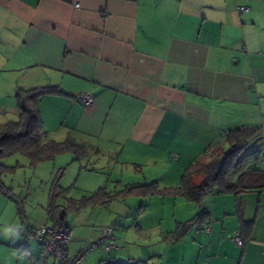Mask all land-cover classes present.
Returning <instances> with one entry per match:
<instances>
[{
	"label": "crops",
	"instance_id": "0c3cea01",
	"mask_svg": "<svg viewBox=\"0 0 264 264\" xmlns=\"http://www.w3.org/2000/svg\"><path fill=\"white\" fill-rule=\"evenodd\" d=\"M48 85L63 93L39 101L47 139L90 149L96 162L107 163L97 162L101 168L115 160L145 180L150 173L159 187L175 186L227 131L264 128V0H0V125L18 116L17 89ZM84 92L93 97L91 107L77 98ZM53 132L59 137L51 138ZM148 196L111 197L103 205ZM158 196L157 203L173 206L174 224L165 235L198 212L182 197ZM200 209L207 214L200 226L209 222L210 233H196L195 225L200 244L183 242L185 252L206 246L209 264H230V258L264 264V191L208 195ZM46 215L48 222L23 224L53 223L47 207ZM113 216L91 225L85 217L73 229L63 219L71 230L69 255L97 238L95 224ZM242 220L253 222L252 231L237 246L231 236ZM1 222L0 264H37L38 243L20 239L15 218ZM183 238L164 242V264L169 243ZM130 250L120 245L115 255L141 260ZM104 259L97 250L78 264Z\"/></svg>",
	"mask_w": 264,
	"mask_h": 264
},
{
	"label": "rangeland",
	"instance_id": "374dc122",
	"mask_svg": "<svg viewBox=\"0 0 264 264\" xmlns=\"http://www.w3.org/2000/svg\"><path fill=\"white\" fill-rule=\"evenodd\" d=\"M262 129L264 128L261 127V133L258 139L249 142L240 152L239 166L236 167L230 176L232 181L245 170L264 169V130ZM50 137L57 138L59 136H57L56 132H53L50 134ZM93 156L94 153L90 149L77 146L76 151L69 150L57 154L52 160L42 161L35 167L29 166L27 158L19 154H14L3 159V162L8 165H13L17 161L22 165L14 174L3 177L4 183L11 186L12 192L18 196L21 212L18 213L17 206L12 200L0 194V226L1 221L9 220L10 218H15L21 226H25L23 223H28L29 225L35 224L41 219L48 222L50 219L46 215V205L54 181H58L61 187L68 189L66 197L78 199L83 195L92 194L99 188H104L108 195H112L123 189L125 184L141 185L149 183L151 181L150 179H152L149 172L145 180L141 172H138V170L134 171L132 167L118 164L115 160L110 161V166L101 168L97 165V162L101 161L103 163L102 165H107V163L103 159L97 160L96 162L92 158ZM117 181H120L124 185L117 186ZM129 198L125 201L109 200L108 204H110L106 206L102 204L103 206L100 205V207L94 208L89 207L80 210L67 209L63 218L64 222L68 223L73 229V221L83 222L85 217H87L90 221L88 224L91 225V219L97 217L96 220L99 222L105 218V215L109 217L113 213L114 216H117V219L114 220L113 216V218L108 219V223L113 226L114 234L119 239L118 246L130 247V255L139 257L137 259L149 261V263L154 262V264H164L161 251L167 246L164 245L166 241L164 236L165 232L172 229L174 224L172 204L168 205L167 203L165 207L162 203H157V200L161 198L158 195H149L145 198ZM61 201V198L58 199V202ZM189 206L196 208L194 203H189ZM46 224L52 223L49 222ZM95 225H98L96 227H98L99 233L103 225L100 227V224ZM194 229L195 225L188 230L181 241L169 243L171 244V248L169 249V253L171 254L166 258V261L168 260L167 264H183L184 257L187 258L186 264H209L208 258L211 256V253L206 249V246H203L201 251L198 247L195 250L184 251L183 242L189 241L196 245L199 243V240L194 234ZM117 232L120 233L119 236L116 234ZM20 239H22V236ZM25 239L22 240L26 241ZM96 239L90 242H95ZM122 239L124 241H120ZM90 242L82 244L83 249ZM97 250L104 251L105 258L113 256L119 258L123 263L131 259L124 254H118L117 257L115 255L119 253L117 249L108 251L103 245H99L97 248L90 250L89 253ZM150 255L152 256L150 257ZM198 256L200 258L199 260ZM229 260L231 264V258ZM233 261L234 264H238L237 259L232 258V263Z\"/></svg>",
	"mask_w": 264,
	"mask_h": 264
},
{
	"label": "trees",
	"instance_id": "16d2710c",
	"mask_svg": "<svg viewBox=\"0 0 264 264\" xmlns=\"http://www.w3.org/2000/svg\"><path fill=\"white\" fill-rule=\"evenodd\" d=\"M63 91L57 85L19 88L15 93L18 116L0 125V194L12 200L20 213V200L12 192V187L6 185L3 177L14 174L22 165L17 161L13 165L3 162V159L19 154L28 160V165L35 167L42 161L52 160L57 154L75 150L77 143L70 139L56 141L46 138L43 120L39 109L40 99L49 94H61ZM83 105V104H82ZM261 126L235 128L227 131L203 158L195 160L183 171L180 181L175 186L159 187L153 181L144 184H126L123 189L113 195H108L104 188H99L90 195L79 199L66 197L67 188L54 181L48 196L47 211L51 220H63L67 209L80 210L88 206L105 204L109 198L126 196H161L182 197L187 202H193L198 207L195 216L187 221L178 222L175 230L165 235L167 241H175L186 235L193 225L200 226L206 222L207 214L200 209L201 201L208 195L240 192L264 191V169H248L231 180L232 172L239 166L240 152L258 137ZM223 148H225L223 150ZM61 172V171H60ZM62 199L58 203V199ZM252 221H241L240 235L244 243L252 231ZM111 251V250H110ZM99 264H151L143 260H128L121 262L115 257H108Z\"/></svg>",
	"mask_w": 264,
	"mask_h": 264
},
{
	"label": "built area",
	"instance_id": "2783aa9c",
	"mask_svg": "<svg viewBox=\"0 0 264 264\" xmlns=\"http://www.w3.org/2000/svg\"><path fill=\"white\" fill-rule=\"evenodd\" d=\"M79 6V3H74ZM247 6H238V11H247ZM84 107H91L93 97L89 92H84L77 97ZM203 231L205 234L210 233V223L207 222L196 228L195 232ZM15 232L22 237L34 240L38 243L40 255L37 264H78L82 258L92 249L103 245L108 251L118 249L120 246L119 239L115 236L113 226L111 224L103 225L98 233L95 242H90L75 256L68 253V242L71 237V230L64 224L63 220H57L52 224H39L37 226H20ZM231 239L237 246H242L243 241L239 231H236ZM120 241H124L123 239Z\"/></svg>",
	"mask_w": 264,
	"mask_h": 264
}]
</instances>
